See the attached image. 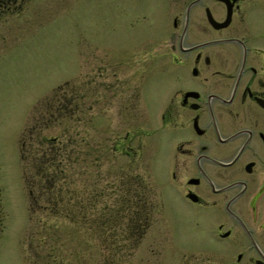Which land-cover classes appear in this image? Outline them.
I'll return each instance as SVG.
<instances>
[{
    "label": "rangeland",
    "instance_id": "rangeland-1",
    "mask_svg": "<svg viewBox=\"0 0 264 264\" xmlns=\"http://www.w3.org/2000/svg\"><path fill=\"white\" fill-rule=\"evenodd\" d=\"M22 4L0 17V264H183L192 255L176 251L177 240L200 233L190 213L181 214L168 174L170 132L160 124L167 86L159 62L128 77L131 87L122 94L116 78L107 79L115 82L108 87L107 72L98 75L97 60H112L117 70L128 47L120 42L124 32L110 28L118 18L103 0ZM92 77L104 80L97 92L87 84ZM37 120L41 138L68 155L71 217L30 208L21 147L33 139ZM129 182L143 187L139 219L117 197ZM116 203L120 221L111 213Z\"/></svg>",
    "mask_w": 264,
    "mask_h": 264
},
{
    "label": "flooded vegetation",
    "instance_id": "flooded-vegetation-1",
    "mask_svg": "<svg viewBox=\"0 0 264 264\" xmlns=\"http://www.w3.org/2000/svg\"><path fill=\"white\" fill-rule=\"evenodd\" d=\"M103 3L128 47L117 70L97 60L99 77L107 75L92 77L91 90L116 78L125 94L128 77L139 78L153 61L166 74L160 124L170 132L168 174L181 214L188 211L200 233L182 239L185 246L177 240L175 250L192 255L183 264H264V0Z\"/></svg>",
    "mask_w": 264,
    "mask_h": 264
},
{
    "label": "trees",
    "instance_id": "trees-1",
    "mask_svg": "<svg viewBox=\"0 0 264 264\" xmlns=\"http://www.w3.org/2000/svg\"><path fill=\"white\" fill-rule=\"evenodd\" d=\"M24 1L25 0H0V17L4 14H8L12 10L15 11V9L21 8ZM50 111L52 113L54 109ZM39 120H37L30 129L33 139H29L28 143L24 142V145L21 147L23 176L25 187L29 192L30 208L35 210L42 207L44 209L45 207V209L54 215H61L63 214L62 211H67L66 215L71 217L69 212H74V205H71L69 202L74 199V194H69L68 185L72 184L73 181L70 180L71 175L68 169L69 167L68 164L65 163L69 158H67L68 155L66 156L67 153L62 152L63 146H50V144L54 142L41 138V126L44 127V125H42L43 121H41L40 124ZM57 145L59 144L57 143ZM141 181L143 180L141 179ZM58 182L61 184L59 185ZM133 187V184L130 182L127 183L126 189L123 190L121 195L117 196L120 200V204L122 202V207H124L127 215L130 216L132 220L134 218L139 219L141 204H145L146 201L140 190L143 189V187H137L136 190H134ZM43 202H45L44 206ZM82 202L81 200L80 203ZM120 204L116 203V208L111 212L113 217L118 221H120L119 216L123 214V211L120 209ZM135 224L137 225L136 222L134 225ZM141 224L142 221L138 223V229L140 227V230H145L143 226L141 227ZM133 237L135 238V235ZM140 237L141 232L138 238H135L137 242Z\"/></svg>",
    "mask_w": 264,
    "mask_h": 264
}]
</instances>
